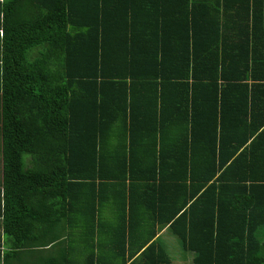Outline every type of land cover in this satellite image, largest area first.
<instances>
[{"label":"trees","instance_id":"1","mask_svg":"<svg viewBox=\"0 0 264 264\" xmlns=\"http://www.w3.org/2000/svg\"><path fill=\"white\" fill-rule=\"evenodd\" d=\"M0 32L7 232L38 198L67 240L39 264H171L162 226L264 264V0H4Z\"/></svg>","mask_w":264,"mask_h":264},{"label":"crops","instance_id":"2","mask_svg":"<svg viewBox=\"0 0 264 264\" xmlns=\"http://www.w3.org/2000/svg\"><path fill=\"white\" fill-rule=\"evenodd\" d=\"M3 1L4 0H0V4ZM1 147H2V142H1V134H0V264H39L41 262L40 257L43 262L45 260L48 262V259L50 257L54 259L59 257L61 254L66 252L67 240L65 238L53 244L52 247L48 245V247L40 249L39 247L36 246L37 242H39L40 240V228H41L39 211L37 209L38 207H36L38 203V198L35 199V201L31 199L30 207L27 210L23 209L22 213H20V215L18 216L15 225H16V230L18 231L19 238L15 237L14 240L12 236H9L7 232L8 225L5 219V194H4L5 190L3 186L4 182H3V165H2ZM109 218L105 217V211H104V213L101 215L100 223L108 222ZM83 223L84 221L79 225H75V218L72 219L65 218L63 220L62 226L64 227L65 234H68L69 231H71L70 229L82 226ZM28 233L30 235H28ZM77 233L81 234L80 232L74 230L72 232V235H75ZM100 236L101 235L99 234V239ZM155 239L159 241V243L166 251L171 261V264H189L191 262L190 255L183 250L181 244L178 243L179 240L177 236H175L173 233L169 231L168 226L158 227ZM15 244H21L24 246L12 250L11 247L14 246ZM30 244H33V246L29 247L28 245ZM82 246L78 251L74 253V258L76 256L79 258H84L81 257V255H79ZM14 251H16L15 256L14 258L11 259L8 256V254ZM100 254L101 252H99V255Z\"/></svg>","mask_w":264,"mask_h":264},{"label":"rangeland","instance_id":"3","mask_svg":"<svg viewBox=\"0 0 264 264\" xmlns=\"http://www.w3.org/2000/svg\"><path fill=\"white\" fill-rule=\"evenodd\" d=\"M179 243V242H178Z\"/></svg>","mask_w":264,"mask_h":264}]
</instances>
